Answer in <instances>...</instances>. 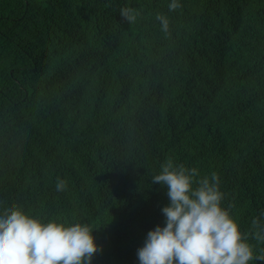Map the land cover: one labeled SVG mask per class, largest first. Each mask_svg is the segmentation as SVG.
I'll list each match as a JSON object with an SVG mask.
<instances>
[{"label": "trees", "instance_id": "obj_1", "mask_svg": "<svg viewBox=\"0 0 264 264\" xmlns=\"http://www.w3.org/2000/svg\"><path fill=\"white\" fill-rule=\"evenodd\" d=\"M170 2L0 0V191L87 223L92 264H138L164 223L152 177L168 160L218 175L222 207L264 257V0Z\"/></svg>", "mask_w": 264, "mask_h": 264}, {"label": "clouds", "instance_id": "obj_2", "mask_svg": "<svg viewBox=\"0 0 264 264\" xmlns=\"http://www.w3.org/2000/svg\"><path fill=\"white\" fill-rule=\"evenodd\" d=\"M179 6V0L168 5L169 10ZM120 15L129 22L136 18L128 7H122ZM156 19L168 34V17L157 14ZM198 176L197 168L168 160L152 177V183L167 187L169 203L161 208L163 225L150 229L137 248L138 264H249L253 259L264 260L254 257L237 222L222 207L218 175ZM55 187L63 191L66 180L57 177ZM7 200L0 191V264H92L100 246L87 223L45 219ZM254 235L264 241V225H259Z\"/></svg>", "mask_w": 264, "mask_h": 264}]
</instances>
